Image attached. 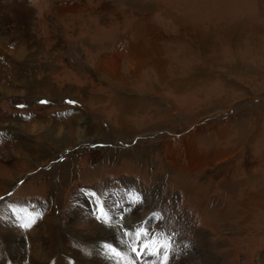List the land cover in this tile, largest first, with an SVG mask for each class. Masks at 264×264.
I'll use <instances>...</instances> for the list:
<instances>
[{"label": "rangeland", "instance_id": "obj_1", "mask_svg": "<svg viewBox=\"0 0 264 264\" xmlns=\"http://www.w3.org/2000/svg\"><path fill=\"white\" fill-rule=\"evenodd\" d=\"M0 39V225L24 211L19 264H53L61 205L99 188L133 190L139 221L155 213L221 264H264V0H0ZM136 233V263H156L133 250L150 243L165 264L175 245Z\"/></svg>", "mask_w": 264, "mask_h": 264}, {"label": "bare ground", "instance_id": "obj_2", "mask_svg": "<svg viewBox=\"0 0 264 264\" xmlns=\"http://www.w3.org/2000/svg\"><path fill=\"white\" fill-rule=\"evenodd\" d=\"M87 129L85 130L86 133H88ZM71 148H63L60 151ZM65 162L66 163L60 164V168L62 169L61 177L64 181L70 179L73 172L70 160ZM99 189L98 192L100 193L90 191L91 194L86 196L88 200L84 195L77 194V196L75 195L73 197L75 201L73 204L66 206L64 203L61 205V208L66 211L70 220L68 223L60 224V226L52 224L55 240L54 249L55 253L58 254V258L54 259L53 264H71L65 257L63 258L65 254L63 252V245L65 244L63 232L70 233L76 238L74 239V244H76L78 250L76 249V251H74L72 248L74 251V256L72 255L74 257L72 259L74 264H138L131 254L133 251L131 252L130 250V243L135 241L137 231L148 234L145 241L152 239L157 242H164L163 244L166 246L169 244L175 245V247H170L171 251L166 258L165 264H221L219 262V257L215 254L216 252H213L214 248L217 246L211 244L213 245L212 247L205 243L208 247H206V251L205 246L203 247L202 244H195L194 240L180 239V231L169 228L166 221L163 223L161 217L155 213L151 212L144 222L139 221L135 215L142 210L144 200L139 194L135 195L133 190L124 191L120 189L117 190V192L111 191L105 194ZM153 201L152 204L154 203ZM154 205L156 206L157 203ZM33 207L34 209L31 211V216L33 220H35H31L32 222L29 224L30 231L28 234L31 238L30 244L32 245L31 260L36 262L38 259V262H44L50 257L52 242L48 237L43 236L42 230L46 228V224L41 226L38 225L39 219L37 216L39 213L36 210L35 204H33ZM123 209L134 214V216L130 220H118L117 214L124 212ZM12 210V212L9 210V213L5 215V221L0 225V232L2 233V241L3 243L5 242L3 244L4 253L9 254L11 261L15 262V264H19L21 257H23V251L25 250L22 244V229L19 226L23 224L19 222H24L22 219L24 217V211H18L19 209L17 208H12ZM156 221H162V224L157 228H151L149 230L148 227ZM24 223L27 225L26 222ZM159 224L160 222L158 225ZM25 225H23V227ZM150 246V243H143L133 250H136L137 256L141 255L142 257L144 254L145 257L143 258L145 262L152 258H156L154 259L156 263L152 264H162L167 255L165 249L169 246L165 247L161 257L158 256L159 253L157 250H153ZM210 248L212 252H208Z\"/></svg>", "mask_w": 264, "mask_h": 264}]
</instances>
